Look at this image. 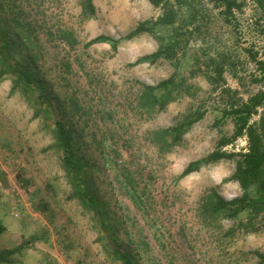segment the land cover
Wrapping results in <instances>:
<instances>
[{
	"label": "rangeland",
	"instance_id": "1",
	"mask_svg": "<svg viewBox=\"0 0 264 264\" xmlns=\"http://www.w3.org/2000/svg\"><path fill=\"white\" fill-rule=\"evenodd\" d=\"M239 1L242 9L227 24L209 0H197L208 7L211 21L209 30L192 39L187 60L193 63L192 54H199L201 67L207 71L208 56L227 55L235 66H227L223 82L217 86L201 73L189 80L194 87L191 96L180 98L156 118L145 121L134 110L139 83L155 85L169 78L174 68L168 62L130 64L155 52L159 47L156 39L143 35L124 42L112 57L108 44L83 46L99 35L118 38L128 34L138 23L159 18L163 13L160 7L149 0H94L96 17L83 24L80 0H0L2 19L18 14L34 27L44 55L40 70L54 93L62 102L77 101L78 112L68 108L67 118L81 133V144L93 163V179L114 218L121 223L125 220L124 229L136 239L142 231L150 243L151 252L143 255V263L256 264L257 259L249 253L264 250V232L226 237L233 222L223 221L220 229H209L197 216L200 200L209 188L218 187L227 200L241 196L239 183L224 182L235 172L238 158L177 180L190 162L214 151L222 136L233 134L231 119L217 124L225 109L261 89L254 82L258 72L247 51L264 61V3ZM59 26L76 31L81 41L77 50L50 41L49 30ZM17 31L15 28L12 33L15 38ZM63 59L72 63L70 73L60 66ZM11 88V80L0 84V255L20 245L23 248L1 264H122L104 247L92 215L77 201L68 200L71 186L59 153L51 148V130L42 118L33 117L34 110L20 94L10 95ZM228 89L230 94L224 92ZM196 110L205 111L204 118L179 147L160 156L147 132L175 126ZM258 120L256 115L252 121ZM247 145L243 136L224 150L245 152ZM115 150L122 155L119 165L107 163ZM126 168L141 184L143 179L149 181L144 209L121 188ZM120 235L128 241L127 235ZM33 237L41 239L33 241Z\"/></svg>",
	"mask_w": 264,
	"mask_h": 264
},
{
	"label": "trees",
	"instance_id": "2",
	"mask_svg": "<svg viewBox=\"0 0 264 264\" xmlns=\"http://www.w3.org/2000/svg\"><path fill=\"white\" fill-rule=\"evenodd\" d=\"M149 1L163 10L159 18L142 21L131 32L118 38L99 35L83 46L89 49L97 44H108L112 57L124 42L143 35H150L156 39L159 47L155 52L142 56L130 64L131 67H135L168 62L174 68L169 78L155 85L139 83L134 110L145 121L156 118L180 98L191 96L194 87L189 83L190 79L202 73L219 86L223 82L227 66H235V61L225 54L208 56L207 71L201 67L202 56L199 54H192L194 61L188 63L192 39L204 29L209 30L211 20L208 16V7L199 5L197 0ZM209 1L219 10L227 24L232 23L234 13L243 7L239 0ZM257 1L261 5L264 3V0ZM79 4L81 23L95 19L97 9L94 0H80ZM262 21L264 22V14ZM15 28L18 30L16 38L12 35ZM163 31H168V34L164 35ZM34 34V27L30 22L24 23V17L13 14L11 18L2 19L0 14V84L11 80L10 95L20 94L34 110L33 117L42 118L46 127L51 130L54 140L51 148L59 153L61 167L71 186L68 200L77 201L92 215V220L100 231V240L104 242L108 253L122 264H146L141 259L143 255L151 252V245L142 231L138 232L139 236L136 239L132 232L124 229L126 221L123 220L121 223L122 220L114 218L109 203L100 194L93 179V163L87 157L80 141L81 133L76 132L67 118L68 108L70 111L73 109L78 112V103L73 98H70V103L62 102L50 87V81L40 70L39 63L44 55L38 46L39 39ZM48 34L50 41L64 49L75 51L81 45L73 28L59 26L49 30ZM202 40L206 42L207 39L203 37ZM247 52L250 55L249 61L255 64L258 72L254 82L260 85L261 89L245 101L243 99L233 101L231 106L225 109L217 124L221 126L227 119H231L234 123L233 134L230 137L222 136L214 151L190 162L177 178L180 180L199 172L202 168L238 158L235 172L224 182L239 183L242 189L241 196L227 200L220 195L218 187L209 188L204 192L197 212L201 224L209 229H220L223 221L233 222V226L224 234L226 237H234L240 232L247 234L264 232V111L259 113L260 109H264V61L259 60L251 51ZM61 62L60 66L70 73L72 63L65 59ZM224 92L230 94L231 90ZM256 115H259V120L252 121ZM204 116L205 111L196 110L175 126L148 131L147 139L160 156L170 154L182 144L184 136ZM243 136L248 140L245 152L234 153L224 150ZM101 146L99 143L98 149ZM113 153L112 160H108L107 163L119 165L118 160L122 155L119 150ZM123 170L121 188L137 207L144 209L148 204L149 181L143 179L141 184L129 169ZM126 219L129 220V217ZM2 232L3 228H0V234ZM121 233L128 236L127 242L121 239ZM40 239L41 237L32 238L33 241ZM22 248L23 245H20L1 254L0 264L7 261V256L19 253ZM249 254L257 259L256 264H264V250L251 251Z\"/></svg>",
	"mask_w": 264,
	"mask_h": 264
}]
</instances>
